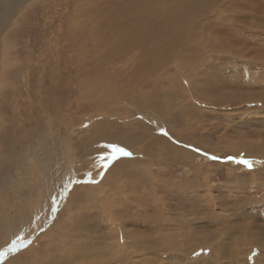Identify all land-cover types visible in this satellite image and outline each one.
I'll list each match as a JSON object with an SVG mask.
<instances>
[{
  "label": "rangeland",
  "instance_id": "374dc122",
  "mask_svg": "<svg viewBox=\"0 0 264 264\" xmlns=\"http://www.w3.org/2000/svg\"><path fill=\"white\" fill-rule=\"evenodd\" d=\"M13 1L0 0V26L7 19L0 31V219L14 195L28 206L23 217L39 201L56 202L58 210L63 203L64 212L71 204L79 228L50 235L51 222L32 233L29 221L25 250L52 253L54 264H264V0H237L241 6L236 0H192L180 12L199 19L192 46L204 57L179 80L188 87L176 90L181 97L175 104L159 99L150 84L175 70L155 64L157 75L147 76L142 87L148 93L144 106L127 97L111 101L100 87L107 71L92 69L97 62L84 53L91 47L84 30L95 28L89 19L95 0H22L8 18ZM170 1L177 7L181 0ZM131 4L127 10L143 15L138 30L145 35L128 37L152 39L163 29L160 22L173 23L153 12L160 0ZM124 12L120 8L116 16ZM188 51L183 60L197 62ZM96 79L100 90L93 96L101 104L86 92ZM150 94H156L152 101ZM123 127H135L132 136L141 143L128 141L133 137ZM110 143L131 155L105 168L100 157L110 154ZM62 162L73 174L71 187L60 190L45 174ZM63 173L68 175L54 172V180ZM53 190L71 193L53 201ZM76 191L80 199L72 196ZM40 255L32 264H48Z\"/></svg>",
  "mask_w": 264,
  "mask_h": 264
},
{
  "label": "bare ground",
  "instance_id": "6f19581e",
  "mask_svg": "<svg viewBox=\"0 0 264 264\" xmlns=\"http://www.w3.org/2000/svg\"><path fill=\"white\" fill-rule=\"evenodd\" d=\"M21 1L22 0H14L13 3L10 5L11 7L9 6L10 9H9V11L6 12V15L8 16V18L11 15L13 16L12 11H14V9L18 8V5L21 3ZM131 1H133V0H119V1L118 0H95V2H96L95 12H94V15L91 16V18H89V19H91L90 22L95 20L94 26L92 25L95 28H93L90 31H88L87 28H86L87 29L86 30L85 27L83 28V29H85L84 32H85L86 37L88 38V39H86V38H84V39L91 41V47H89V48L85 47L84 53H86L88 55L90 54V56H89L90 61H92V62L95 61V63L97 62L96 65L91 63L92 69H95V70L98 69V71H99L102 67H104V70L107 71V73L104 72V73H106V76L103 77V79H101V81H100L101 84L100 83L99 84H100L101 88H103V85H104V89L109 90L110 93L107 91V94L109 93L108 97L111 101H116L120 98L124 99L125 97H127L128 99H131V101H134L133 103H136L139 106L146 105L145 102H146L148 93L143 92L142 87H143V84L147 81L146 79H148L147 76H149V78L150 77L153 78V76L157 75L156 72L154 71L155 70L154 69L155 64H157V66H159L160 70H165V69H169V68L174 69L175 71H173V72L171 71L170 73L168 72L167 75H164V73H165L164 72L163 73L164 76L161 75L162 77H160V78L158 77L159 78L158 80L154 79V81H151V82L149 80V82H150L151 86H153L152 91L155 92L156 94L160 95V96H157L159 99L163 98L165 100L164 102L169 103V104H175L176 99L177 98L179 99L181 97L179 94L176 95V90H178L179 88L184 89V88L188 87L187 83L183 84V86L181 87L179 80L183 77L186 78V76L188 74H190L192 72V70L197 66L198 62L202 59V57H204L200 51L199 52L195 51L194 47L192 46V44L197 41V35L196 34H198L197 32L200 31L199 29H201V27H202L201 24L199 25V23H197V21L199 19H197V21H195L196 20L195 18H194L195 19L194 21L189 20V18H191V17L188 16L185 11H184L185 13L180 12V11L184 10L186 7L189 8L192 4V0H181V1H179L180 3L177 7L170 0L169 1L168 0L167 1L160 0V5L162 7L160 6L159 10H156L157 7H155L153 12L155 14H157V16H159V18H160V15L162 16V14L159 11H161L166 17L171 18L173 20V23L169 26H165V22H160V25H161V27H163V29L161 30V33L158 36H156L152 39L139 38V37H128L129 35L130 36L136 35V33L139 30H141V29H139V27L141 24L140 20L143 16L142 13H140V12L134 14V7H132V8L130 7L131 9L127 10L128 6H133V4H131ZM175 1H177V0H175ZM236 2H237V0H236ZM149 3L150 2H148V3L146 2V4H149ZM154 3H155V1H154ZM238 3L241 6V2H237V4ZM256 4H257V1H256ZM226 6L229 7L228 5H226ZM232 6H234V5H232ZM219 7H221V5ZM120 8H123L125 10V12L121 16H116V14ZM209 8H211V7H209ZM224 10H225V8H224ZM230 10H233V9H230ZM190 11H192V9ZM216 11H217V9H215V12ZM221 11L222 10L220 9L219 12H221ZM10 12H12V13L9 15ZM192 13H193V15L195 14V12H192ZM207 13L205 14V16H207ZM222 13H219L217 15H220ZM227 14L229 15V12ZM239 14H238V16H239ZM198 16H199V14H198ZM0 17L2 18V16H0ZM168 18H166L167 19L166 21H169ZM230 18H232V17H230ZM152 19L156 20V18L154 16H152V18H149V17L147 18L148 21H152ZM143 20H144V17H143ZM143 20H142V25H144ZM215 20H216V17H215ZM6 21H7V19L2 21V25L0 26V31L4 30V27L6 26ZM134 21H136L138 24H135ZM210 23H212V21ZM153 26H155V25H153ZM233 27H234V25H233ZM213 28H214V26H213ZM237 31H238V29H237ZM204 32H206V31L204 30ZM1 33H2V31H1ZM139 33L141 34L140 31H139ZM208 33H210V31H208ZM214 33H216V31ZM214 33H212V34H214ZM199 34H200V32H199ZM223 34L225 35L224 32H223ZM223 34H222V36H223ZM233 34L235 35V33H233ZM144 35H142V36H144ZM226 35H227V33H226ZM173 36L177 37L178 40H182V42H180L178 44L174 40ZM176 43L178 44L177 46H175ZM225 45H227V44H225ZM86 46H89V44ZM203 47H206V46H203ZM209 47H211V46H209ZM226 49H228V47ZM188 50H190L191 54L198 59L197 62L194 63V59L190 60L189 58H184L185 60H183L182 57L185 56L186 52L189 53ZM216 50H218V49H216ZM225 50H222V51H225ZM78 51H79V49H78ZM226 51H228V50H226ZM188 56L192 58V56L190 54ZM81 58L82 57H79L78 59H81ZM151 62H153L154 65L150 66V68H149V65ZM115 63H120V66L117 67L118 71H116V69L115 70L109 69V68H112V65H114ZM119 69H124V71H119ZM96 80L97 81L95 82V84L93 85V88H92L93 90L90 89L89 91H86V92L89 93L88 94L89 97H91V99L94 100L95 103L101 104V100L100 99L96 100V98L93 96V94H94L95 96L98 97V95L96 94V91L98 92V90H100L99 87L96 85V84H98L99 80L98 79H96ZM124 83H128V85H129V88L125 91H117V90L114 91V89L112 88L113 84L120 85V84H124ZM144 86H146V84H144ZM176 86H178V88ZM89 88H91V87H89ZM148 90H149V88H148ZM156 94H150V96L148 97L150 99V101L154 100V96H156ZM186 96H188V95H186ZM103 97L104 96H102L100 98H103ZM138 97H140V100L137 99ZM182 112H183V110H182ZM179 113H181V111ZM140 126H141V128L146 127V126L144 127L142 125H140ZM135 129H136L135 127H123V128H121V130L124 131L126 133V135L128 134L127 137H129V136L133 137L132 139H129L128 141L134 142V143H132L134 145H136L137 142L141 141V138H139L138 135L132 136V133H134L133 131ZM165 141L162 140V142H165ZM101 152H103V151L101 150ZM96 153L99 154V152H96ZM99 156H100V154H99ZM101 156H102V154H101ZM63 163L64 162L59 163L58 167L55 166V168L53 166L50 169V172L47 171L45 174L48 181L50 183L58 185V189H60V190L65 188L66 186L70 188L71 183H72L70 175H72L73 173H72V171H70V169H68V167H70V166L66 163L65 164H63ZM66 165H68V167ZM64 170L68 171V175L63 173L62 177H59L56 180H54V177H53L54 172H56V171L63 172ZM130 171H132L131 168L128 170V172H130ZM36 183L40 189L41 185L38 183V179H37ZM105 184H106V182H105ZM61 185H62V188H60ZM82 189H84V188H82ZM53 191L56 192V190H53ZM68 192H69V190L67 192L58 191L54 194V197L52 200L54 201L56 199L64 198V197H66ZM69 193H71V192H69ZM13 196L10 200H8V203L5 204L4 210H1L2 211V218L0 219V253H3V254L0 255V264H32L33 260L35 258L39 257L40 254H37L38 252L34 253L32 250H28V249L25 250V248H26L25 246L30 242L29 238L31 237V235L29 234V232H25L23 230V228L28 226L29 221H30V224H29L28 229L32 233H35L37 231V229H39L40 227L43 228L42 226H46L47 224H49L51 222H52L51 233H49L47 231L50 235L53 233L54 230H56V231L59 230L60 233H61V231L66 232V229L68 227L69 228L73 227L74 231L79 230V228H77V224L75 223L76 220H74L76 218H74L75 216L72 215L73 213L71 212V208H72L70 206L71 204L68 205L69 206L68 208L66 207L67 210L64 212L65 206L63 205V203L61 205V206H63V208L58 210L56 208L57 207L56 202L44 203L42 201H39V202L35 203V205L33 206V210L30 213L28 212L29 214L27 216L23 217L22 212H24L28 208V206L27 205L22 206V204H20L19 201L17 199H15ZM72 196H74V197L76 196V197H78V199L81 198V194H79L77 191L74 192L72 194ZM87 196H89V194ZM82 197H84V196H82ZM88 198H90V196ZM74 202H75V200H74ZM78 206H80V205H78ZM75 207H77V206L75 205ZM59 211H60V213H61V211L63 212V216L60 219H58ZM36 214L39 217H37ZM41 215H42V218H41ZM32 217H34L36 219L35 221H37V220L38 221L33 222ZM55 220H57V221L55 222ZM79 220H80V222L82 221L81 218ZM77 223H79V222H77ZM49 234H48V236H49ZM101 234L103 235V233H101ZM56 240H57V238H56ZM13 241H17V245H18L15 250H12V248H11V244ZM154 247H160V246H154ZM19 250H22L21 254L19 252H17ZM49 255L53 257L52 253L48 254V252H47V255H44V253H42L40 256H42V257L46 256L45 258L48 257V259H47L48 264H54V261H56V260H54ZM79 261H81V260H79ZM85 263H87V262H85Z\"/></svg>",
  "mask_w": 264,
  "mask_h": 264
},
{
  "label": "snow or ice",
  "instance_id": "6c2138e0",
  "mask_svg": "<svg viewBox=\"0 0 264 264\" xmlns=\"http://www.w3.org/2000/svg\"><path fill=\"white\" fill-rule=\"evenodd\" d=\"M106 148L111 149L110 154L108 155H102L100 159L105 160L106 163L103 165V167L107 168L112 161L118 159L120 156H129L131 155L130 152H128L124 147L119 146L115 143H110L106 145ZM242 163L248 164L249 162L247 160H243ZM17 241H13L11 244L12 250H15L17 248ZM3 253H0L2 255Z\"/></svg>",
  "mask_w": 264,
  "mask_h": 264
}]
</instances>
